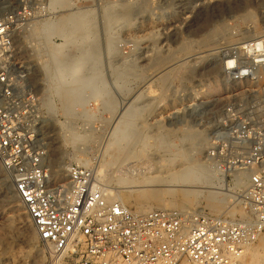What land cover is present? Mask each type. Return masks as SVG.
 <instances>
[{
    "label": "rangeland",
    "instance_id": "374dc122",
    "mask_svg": "<svg viewBox=\"0 0 264 264\" xmlns=\"http://www.w3.org/2000/svg\"><path fill=\"white\" fill-rule=\"evenodd\" d=\"M122 1L119 2L124 4ZM105 2L108 1L62 0L57 2L63 3L61 6L54 3L61 12L53 24L68 18L72 11L75 12L72 16L78 18L85 6L93 10L87 18L89 27L79 30L82 35L79 44L70 43L64 49L65 54L80 58V99L69 106L76 115L74 132L87 133L90 137L84 142H64L59 129L64 121L59 109L61 104L52 97L50 103L54 110L48 109L50 115H40L39 125L49 149L45 161L51 173L60 170L64 163L84 161L80 165L96 172L98 182L107 189L116 188L117 195L134 210L166 208L231 219L247 218L238 204L247 182L235 185L229 176L208 166L206 155L214 141L211 129L217 120L226 125L247 122L251 116L257 120L260 109L256 103L260 99L264 101V67L248 80L235 78V71L224 67L229 59H242V45L246 41L264 40V0H135L133 5H127L130 8L109 12L102 9ZM119 16L121 19L117 20ZM76 35L79 34L74 31L71 36ZM54 37V43L49 42L51 37L48 39L51 46L62 41L57 34ZM84 39L90 43L86 47ZM25 50L22 49L23 56L27 54ZM81 50L85 51L83 58ZM26 58L35 64V60ZM41 58L39 63L48 60L43 55ZM37 67L34 66L35 70H39ZM165 67L168 68L157 73ZM39 76H42L40 70ZM34 87L41 93V85L36 83ZM44 92L49 99L45 88ZM139 141L147 143L144 150H139L143 145ZM165 142L179 144L182 150H176L177 155L185 156L191 164L208 167L221 177L225 189L222 196L228 194L233 198L226 197L222 209L214 210L206 201L214 190L178 187L152 195L153 189L126 188V180L143 184L152 175L144 172L143 168L148 165L153 172L158 168L163 171L180 168L178 157L170 160L167 152L159 151L160 157L156 153V148H169L168 145L163 148ZM223 142L218 141L216 149L228 157L230 153ZM194 143L197 144L192 146ZM77 157L82 161L77 162ZM157 158L159 167L155 166ZM128 166L140 174L123 173ZM61 172L64 176L61 170L58 174L61 176ZM117 176L124 179L116 184ZM15 196L9 177L0 165V213L16 214L18 207L25 213ZM27 219L31 224L28 216ZM47 258L48 248L37 235L28 245L15 241L9 248L0 246V264H46ZM248 263L264 264V230L242 255L241 264Z\"/></svg>",
    "mask_w": 264,
    "mask_h": 264
},
{
    "label": "built area",
    "instance_id": "2783aa9c",
    "mask_svg": "<svg viewBox=\"0 0 264 264\" xmlns=\"http://www.w3.org/2000/svg\"><path fill=\"white\" fill-rule=\"evenodd\" d=\"M53 2L0 0V165L48 248L46 264H241L244 249L264 230L263 99L256 103L257 120L213 123L206 159L232 182L247 177L238 204L250 218L166 208L140 212L106 192L91 170L72 162L66 178L55 181L36 123L38 116L50 115V106L42 76L26 58L32 49L26 41L30 33L43 31L61 12ZM262 42L258 47L256 41H246L242 59H231L227 70L242 69L235 78L248 80L264 67ZM22 49L27 50L24 56ZM220 140L228 157L216 149Z\"/></svg>",
    "mask_w": 264,
    "mask_h": 264
},
{
    "label": "bare ground",
    "instance_id": "6f19581e",
    "mask_svg": "<svg viewBox=\"0 0 264 264\" xmlns=\"http://www.w3.org/2000/svg\"><path fill=\"white\" fill-rule=\"evenodd\" d=\"M60 1H62V0H54L53 5H54V3H57V2L60 3ZM105 1H108V2L104 3V5L102 6V9H105V11H107V12H109L111 9L116 10V9H120V8H127L131 5H133L135 2V0H123V1L122 0H105ZM119 1H122L125 3L122 4ZM63 3H61V5ZM59 5L60 4H58L57 6H59ZM127 5H129V6H127ZM92 10H93V8L91 6L83 7L82 9H80L81 15H79V16L77 15L78 18H76V19H75V17L72 16V13L74 12V11H72V13L70 14V16L68 18L61 19L60 21L58 20L59 22L56 24H53V22H52L50 25L46 26L43 33L47 34V36H45V34L43 35L39 29L38 31L31 32L30 35L26 39L27 44L29 45V48L32 47V49H30L28 57H30L32 60H35V64H31L30 61H28V64H31L30 66L33 68H34V66L36 68V66L39 65V67H37V68H39V70L41 71L42 78L44 79L43 81H45V90H46V92L50 93L49 99L47 98V102H48V105L50 106V109L54 110L52 103H50V101L52 102V100H51L52 97H56V99L61 104L59 109H60V112L62 111V114L64 116V121L59 124V129L62 131L61 134L63 135V140L65 143H68V142L71 143L72 142V144H73L75 142H84V141H87V139L90 137L89 135H87V133L84 135H80V134H77L76 132H74V126L73 125H74V123H76L75 118H74L76 115H74V113H73L75 111H72L73 110L72 108H71L72 110H70L69 106H73L72 104H75L74 101L76 102V100L79 98L80 90H82L79 86L81 84L80 83V81H81V78H80L81 70H80V68L81 67L78 66V64L80 63V58H78V57L76 58L73 56H69L68 54H65L64 49H67L65 47L70 43H73V45L79 44V41H81L80 39L82 36V35L80 36L79 30L81 28H84V27H87V28L89 27V23L87 21L89 19H87V18H88V15H90V13L92 12ZM120 16L118 18H116V17L115 18L117 20H119V19H121ZM113 20H115V19H113ZM74 31H76L79 35H76V37H72L71 35L74 33ZM86 31H87V29H86ZM55 34H57L62 39V41H61V43H59L57 45L55 44V45L51 46L50 43L48 42V39H49V37L55 36ZM252 40L256 41L255 39H252ZM85 41L87 42L85 45V47H86L90 43L88 42L89 40H85ZM256 43H257L258 47L263 45L262 41H260V42L256 41ZM69 47H71V46H69ZM76 51H78V49ZM84 54H85V51L81 50V58H83ZM42 55L45 56L48 60L47 61H46V59L41 60L43 62L39 63V60L42 57ZM231 63H232V60L229 59V61L226 62V66L224 68L226 70L228 68H230ZM35 68H34V70H35ZM167 68L165 67L162 70L158 71L157 73H160L161 71H163ZM240 72L242 75V69H240V68L236 69V71H235V73L238 75L240 74ZM65 79H66V82H65ZM63 83L66 85L63 86ZM80 118H81V116H78V119H80ZM41 119H42V117L38 116V119L36 122L38 125H40V122H42ZM114 124L116 125V124H118V122H116ZM139 143H142V141L141 142L139 141ZM142 144H143L142 147L140 146V149L138 148L139 150H141V149L144 150L147 143H145V144L142 143ZM196 144L197 143H194V144H192V146H194ZM117 145L120 146L118 143H117ZM166 145H168V144L165 142V145L163 146V148L166 147ZM134 146H135V144H134ZM44 147H47L46 148L47 153H46V157H45V159L47 160V157L49 154V149H48L47 145H45ZM168 147L169 148H167V150H165V149L163 150L162 148H158V149L156 148L155 151L159 155V157L161 156L159 154V151L167 152L168 153L167 155L170 156V158H169L170 160L175 158V157H178L179 160L181 161V164H180V168L177 171H173L172 168H170V169L168 168V169H166V171H163L162 168H160V169L158 168L156 171L153 172V168L151 167V165H148V166L143 168L144 172L152 173V175L148 176L147 179H145V181L143 182V184H139L135 180L132 181V179L127 178L129 180H126V181L124 180L126 188H128V189H130V188H132V189L133 188L153 189L152 195H156V194L161 193V192L167 193L168 191L172 190L173 188H178V187H189V188L195 187L197 189L200 188V191H201V188H202V190L203 189L214 190V191H211L213 194H209V196L206 198V201L208 202L207 204L214 210L215 209L218 210L221 208V204L225 201L226 197L227 198H233L231 195H228V194H227V196L225 195V197H223L224 194H222L221 192H222V190H225L224 188H222L224 186V180L221 177H218L217 175H215V173L210 172L208 167H205L203 165L201 166L198 164L197 165L191 164L189 161H187L185 156L177 155V152H175V151L176 150H179V151L182 150V147L179 144L177 146V145L172 143V144L168 145ZM170 147L172 149L174 148V151H171ZM134 148H136V147H134ZM133 150H132V152H133ZM133 154H135V152L132 153V155ZM206 157H207V155H206ZM156 160L157 161H155V166L159 167L157 164L160 162V159L157 158ZM76 161L80 162L82 160L78 159V157H77ZM80 164L84 165L85 162L83 161V163H80ZM67 166H68V164L64 163L60 167V170L63 171V175H64V176H62V172H61L62 177L60 176V173L58 174V171H60V170H55L53 173L54 175L51 173L52 177L55 181H62L66 178L65 171H66ZM134 172H135V174H134ZM99 173L100 172H97L98 175H99ZM123 173L129 174V175H134V176L140 174L137 172L136 168H134V167L132 168L131 166H128L125 169V172H123ZM141 173H143V172H141ZM93 174H94V179L98 182V179L100 180V178L98 177V179H97L96 172L93 171ZM243 178H242V176L238 177L235 181V185H242L244 183L246 184L247 177L244 176ZM120 179H124V177L117 176V180L115 181V183L116 184L119 183L118 180H120ZM99 184L110 195L119 197V195H117L118 191L115 190L116 188L111 187L112 188L111 189L109 187L110 189H107V186H104L102 183H99ZM118 188H119V186H118ZM129 191H131V190H129ZM15 197H17V196H15ZM161 198H162V196H161ZM15 212H16V214L15 213L9 214L7 212H1L0 213V246H3L5 248L11 247L15 241H19L20 243H22L24 245L31 244L33 242V240L35 239V235H37L34 227L32 228V226H31L32 224H30L28 222V219L26 216L27 214H25L26 212L24 213L22 211V208H20V207H18ZM247 218H250V217H247ZM249 247L245 248L243 253ZM182 264H188V263L184 262ZM248 264H251V263H248Z\"/></svg>",
    "mask_w": 264,
    "mask_h": 264
}]
</instances>
